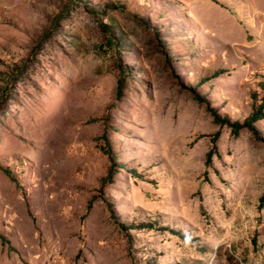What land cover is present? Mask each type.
Returning <instances> with one entry per match:
<instances>
[{
    "label": "rangeland",
    "instance_id": "1",
    "mask_svg": "<svg viewBox=\"0 0 264 264\" xmlns=\"http://www.w3.org/2000/svg\"><path fill=\"white\" fill-rule=\"evenodd\" d=\"M259 83L264 0H0V264H264Z\"/></svg>",
    "mask_w": 264,
    "mask_h": 264
},
{
    "label": "trees",
    "instance_id": "2",
    "mask_svg": "<svg viewBox=\"0 0 264 264\" xmlns=\"http://www.w3.org/2000/svg\"><path fill=\"white\" fill-rule=\"evenodd\" d=\"M259 88L260 91L262 92V95L258 97L259 93L258 92H253V97L251 98V100L253 101V103H256L255 105H252V110L250 112V114L241 122H235L233 123L230 128H231V134L233 136H236L238 134V132L241 129H248L250 131H253V123L256 122L257 120H260L262 118H264V112H263V106H264V84L263 83H259ZM120 90V85L118 88V91ZM118 91L116 93H118ZM258 100V101H256ZM215 122H217V119H214ZM217 135L214 134L213 137H215ZM216 155V148L214 145V139L211 141V147L210 149L207 151V153L205 154V161H204V167L207 168L210 164H211V157L212 155ZM109 158L111 160V157L109 155ZM114 162L112 161V164L114 166ZM110 174V173H109ZM259 206H263L264 205V191L262 193V195L259 198ZM144 228L142 225H140V227L138 229ZM146 228H151L146 227ZM173 234H175L176 236H179L181 239H183L184 241H191V239H189L188 237H185L182 234L179 233H175L174 231H171Z\"/></svg>",
    "mask_w": 264,
    "mask_h": 264
}]
</instances>
